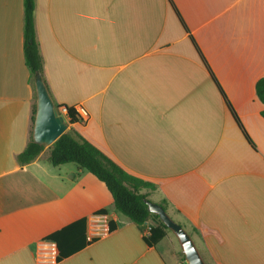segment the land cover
Segmentation results:
<instances>
[{
  "label": "crops",
  "instance_id": "crops-1",
  "mask_svg": "<svg viewBox=\"0 0 264 264\" xmlns=\"http://www.w3.org/2000/svg\"><path fill=\"white\" fill-rule=\"evenodd\" d=\"M173 1L256 147L169 0H36L50 91L88 111L70 128L156 184L149 199L167 202L207 264H264V0ZM35 101L24 0H0V264H179L169 234L150 246L151 220L120 213L76 163L53 165L50 146L19 162ZM99 215L108 230L89 241ZM82 218L88 243L45 262V238Z\"/></svg>",
  "mask_w": 264,
  "mask_h": 264
},
{
  "label": "trees",
  "instance_id": "trees-1",
  "mask_svg": "<svg viewBox=\"0 0 264 264\" xmlns=\"http://www.w3.org/2000/svg\"><path fill=\"white\" fill-rule=\"evenodd\" d=\"M169 2L180 18L182 25L189 33L202 62L220 89L221 94L233 117L235 118L248 141L253 147H256V144L247 133L235 108L220 85L208 60L204 56V53L196 42L194 36L191 34L176 4L173 0H169ZM35 12L36 0H24L25 61L29 68L32 82L35 81L36 75L40 73L49 87L44 70V61L40 50V44L36 35ZM256 94L264 104V76L259 78L256 82ZM56 104L57 106L67 107L69 115L68 121L70 124L81 122L75 107L61 105L58 103ZM36 109L37 104L35 101L32 115V129L30 131L29 141L26 148L18 155V160L21 164H27L34 160L46 146L44 144L35 142L33 139V127ZM261 114L264 117V108L262 109ZM49 159L55 166L69 162L76 163L78 167L86 169L96 178L104 182L112 195L115 208L131 221L143 226L149 220H154V224L151 227L150 233L145 234L146 242L150 246L156 245L167 235L169 228L160 219L158 214L152 213L148 209L147 199H149V191L155 189L156 184L129 173L107 153L102 151L98 146L85 138L75 129H68L50 146ZM160 204H162L164 208L168 210V204L166 201L161 202ZM85 234V219L82 218L60 230L52 232L45 239L54 241L56 243L58 248L57 260H59L74 253L87 244L88 241L85 238Z\"/></svg>",
  "mask_w": 264,
  "mask_h": 264
},
{
  "label": "water",
  "instance_id": "water-1",
  "mask_svg": "<svg viewBox=\"0 0 264 264\" xmlns=\"http://www.w3.org/2000/svg\"><path fill=\"white\" fill-rule=\"evenodd\" d=\"M36 114L33 127V139L39 144L51 146L70 128L68 109L57 106L56 101L40 73L35 78ZM148 209L160 216V219L177 236L188 264H207L194 238L188 230L174 220L168 210L158 202L147 199Z\"/></svg>",
  "mask_w": 264,
  "mask_h": 264
},
{
  "label": "built area",
  "instance_id": "built-area-1",
  "mask_svg": "<svg viewBox=\"0 0 264 264\" xmlns=\"http://www.w3.org/2000/svg\"><path fill=\"white\" fill-rule=\"evenodd\" d=\"M65 106H62V109L64 110ZM75 110L76 112L78 113L79 117H80V120L81 122H84L86 121V118L88 116V111L82 106V105H78L75 107ZM102 223V224H101ZM151 227L152 225H145V228H144V233L145 234H149L150 233V230H151ZM108 230V224L106 223V218L104 215H99V216H96V218L93 220L92 224H91V227H90V230H89V233H88V240L89 241H92L94 240L96 237L98 236H101L103 235L106 231ZM48 243H51L52 244V248L50 245H46L47 248L45 249H48L50 248V252H51V255L49 254V250H47V253H45L43 255L44 259H45V262H49L50 260H52L54 257L57 259V256H58V248H57V245L54 241H51V240H46Z\"/></svg>",
  "mask_w": 264,
  "mask_h": 264
},
{
  "label": "rangeland",
  "instance_id": "rangeland-1",
  "mask_svg": "<svg viewBox=\"0 0 264 264\" xmlns=\"http://www.w3.org/2000/svg\"><path fill=\"white\" fill-rule=\"evenodd\" d=\"M102 186H103V188H105V190H107V188L105 187L104 184H102ZM169 214L172 216V218L174 220H176L178 222V220H177L176 216H174V214H172L170 212H169ZM151 222H152V224H154V220L151 219ZM167 234H169V235L163 241L162 246L163 247L168 246L169 248L172 249V251H173V253H174L179 264H188L186 259H184L185 255L183 253L182 246H181L176 234L171 229L168 230Z\"/></svg>",
  "mask_w": 264,
  "mask_h": 264
}]
</instances>
